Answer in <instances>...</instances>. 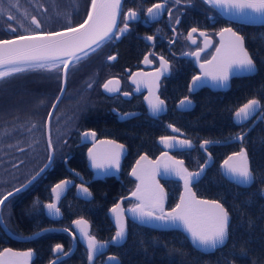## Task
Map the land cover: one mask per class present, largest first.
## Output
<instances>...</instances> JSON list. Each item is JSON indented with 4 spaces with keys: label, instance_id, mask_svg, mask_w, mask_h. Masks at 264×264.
<instances>
[{
    "label": "flooded vegetation",
    "instance_id": "obj_1",
    "mask_svg": "<svg viewBox=\"0 0 264 264\" xmlns=\"http://www.w3.org/2000/svg\"><path fill=\"white\" fill-rule=\"evenodd\" d=\"M162 2L164 0H124L120 22L116 31L124 27L125 23L128 25V30L119 39L104 42L101 47L90 51L88 55H84L82 59L72 63L67 79L66 92L51 119L50 141L51 143L62 144L57 147L52 144L54 151L52 167L55 163H57V167L52 169L50 166L48 170L52 169V177L61 179L56 184L67 180L71 181L73 185L58 206L60 209V217L58 219L48 217L44 207V213L48 219L56 222L62 219V205L69 193H73L76 199L89 203L99 198L97 196L99 192H101V198L99 200H106L107 204H105V207L109 205L107 209V216L109 218V211L122 199L132 194L136 190L137 185H139L140 180L132 175V170L136 168L137 161L142 156L145 155L148 159L154 161L162 153L169 151L176 160L183 161V166L188 172L195 173L207 161L204 150L210 153L212 147L222 145H238L240 151L241 149L244 150L246 138L251 133L253 127L263 120V115L259 111L260 109L257 110V113L253 117L242 124H238L235 121V115H233V122L237 125L238 131L240 132L237 136L228 140L200 139L197 142L190 138L188 126L185 124H181V127H178L168 123V116L171 114L172 108V112H175L184 121L196 110L199 98L203 97L207 91L215 94H225L233 90L239 83L247 82L252 76L233 78L230 86L225 91H213L208 87H200L195 93L190 91L193 77L201 75V70L198 65L206 63L214 55L219 44L218 35L221 30L224 28H232L243 39L244 36L237 31L236 23L224 18L216 8L204 3V0H181L180 4H176L175 0H167L161 15L155 20H150L147 9L156 3ZM23 3L20 0H0V40L27 35L30 32H44L45 7L43 0H23ZM169 9L171 10V15H169ZM129 10L136 11L138 19L126 20L125 17ZM10 15L14 19L9 20L8 17ZM32 17H35L39 22L41 25L40 28L37 29L31 23ZM177 20H179V23L176 22ZM12 28H16V31L13 32L11 30ZM193 28L197 29L195 33H192V38L196 43H192L187 38ZM201 32L205 35L201 36ZM148 36H152L153 39L147 40L146 37ZM206 38L210 41L208 46H205ZM197 51L200 53L199 60H197L196 56L192 55V53ZM248 52L250 53L249 50ZM113 56L115 57L114 60L109 59V57ZM145 56H148L151 63L146 64L144 62ZM161 57L168 64L167 70L163 72L160 71ZM157 74H159V79L156 81L155 91L164 100L167 112L164 115L154 117L149 112L144 101L145 97L149 94V88L146 83L139 81L149 80ZM134 80L139 83H134ZM108 81H113L109 85L110 88L114 89L113 91H107L104 88V85ZM185 97L194 103V107L187 111L178 110V104ZM74 101L76 107H73L75 106ZM80 102L83 105L85 104V108L82 110H78L80 107H77L80 105ZM50 109L39 125L40 129L38 130L39 134H37L36 141V143H46V161L49 156L46 121ZM156 123L164 125L163 129L169 132L166 136L187 139L191 142L192 146L187 148H177L176 146L166 148L160 142L161 139L159 138L157 141L153 140L151 142L157 143L158 150H150L149 152L146 148H141L139 145L141 142L138 136L140 128H149L150 131L155 133L158 128ZM169 125L181 131L182 134H173L171 131L172 127H169ZM92 131L96 133L94 139L91 137L85 139L83 137L82 134L84 132ZM19 136L24 137L23 132ZM240 136H243V139L239 141ZM11 140L12 136L10 135L8 136L9 149H11ZM103 141H110L122 145L123 149H125V154L118 172V177L115 175H106L102 179L93 180L96 172L90 167L88 158L89 149H92L96 143H102ZM205 141L229 144H213L203 149L201 145ZM46 148L43 149V156ZM194 148H198L200 153L194 151ZM28 149V146L22 145L17 151L27 152ZM179 152L183 154L196 152L198 154L197 157L201 156L200 161L196 163L193 157H189L188 155L180 157ZM210 155L213 158L214 165V156L211 153ZM225 159H227V156ZM23 161V159H20L19 163ZM140 172L139 170L137 171L138 174ZM201 180L193 185V189L195 186L197 187ZM182 182V179L161 180L162 185H164L167 191V201L165 206H163L166 213L174 208L170 202L169 185L171 183H178L182 191ZM79 185L86 187L91 192L92 196L90 200H83L76 196V190ZM52 199L53 196L51 194V200L46 204L51 203ZM138 203L140 202L137 199H124L122 206L127 210ZM51 215L55 216V214ZM80 220L87 222L89 234L95 236L92 232L90 222L86 219ZM5 223L8 226V219ZM73 224L71 225L72 227ZM129 224L135 223L128 219V227ZM0 228L2 229L1 225ZM72 232L74 238L66 234V237L59 244L63 248V253H67V255L54 252V260L61 258L56 264L66 261H68L67 264H70L74 261L73 259L75 257H78L84 251L86 253V264H89L87 244L83 242V238L79 235L80 233L77 228L73 227ZM96 239L100 243H108L112 240H101L98 237ZM123 245L107 246L104 252L96 256L92 264H120L121 260L118 256V249ZM9 248L11 249V247L7 246L0 252ZM17 251L34 252L33 259L29 261V264H32L36 259L34 249ZM109 257H115L116 259L110 261Z\"/></svg>",
    "mask_w": 264,
    "mask_h": 264
},
{
    "label": "trees",
    "instance_id": "obj_2",
    "mask_svg": "<svg viewBox=\"0 0 264 264\" xmlns=\"http://www.w3.org/2000/svg\"><path fill=\"white\" fill-rule=\"evenodd\" d=\"M43 3L44 16L49 17V23L44 21V24L48 26L50 32L73 27L83 22L89 11L91 0H43ZM236 25L237 31L244 36L246 46L258 67L257 74L249 78L247 82L239 83L225 94L207 91L203 97L199 98L196 110L184 121L172 112L173 108L168 116V123L178 127H181V124L188 126V134L195 142L200 139L228 140L240 133L233 122L235 111L250 99L260 101L259 111L263 115V120L253 127L244 143V150L254 175L253 185L250 188H241L222 176L220 165L224 158L240 151L238 145H222L211 148L210 153L215 159L214 165L208 169L197 187H194L198 197L220 202L230 214L228 242L215 252L205 254L197 251L180 231H158L137 224H129L127 241L118 249L120 264H264V198L262 196L264 189V25ZM44 32L47 31L44 30ZM62 68L63 64L59 69L30 70L15 73L0 80V143H8V136H12L10 141L12 160L18 156L20 152L17 149L22 146L15 140L22 134V125L39 126L51 108L55 97L53 91L47 89V85L48 83L60 85ZM156 125L158 128L155 133L145 127H141L138 133L141 142L139 145L149 152L158 150L157 143H151L153 140L157 141L169 134L163 129V124L156 123ZM38 151L42 152L40 149ZM194 151L200 153L198 148H194ZM20 154L18 158H24L23 162H11L8 167L0 165V197L6 192L2 190L3 188L8 187L7 194L24 185L37 173L33 169L39 168L37 170L39 171L46 161L43 159L42 165L38 166L31 157L33 155L29 154V149ZM179 155L193 157L196 163L201 158V156L197 157L196 152L184 154L179 152ZM43 158L47 159V148ZM7 159L8 145L0 144V164L5 163ZM55 167L57 163L52 169ZM29 169L32 170V175L28 179L27 170ZM52 169L28 190L14 197L10 208L11 219L8 221L12 232L25 237L50 227L71 228L75 221L86 219L90 222L96 237L101 240L112 239L116 228L107 216L109 205L105 207L106 200H99L101 192L97 193L98 199L89 203L82 202L76 199L73 193H69L62 205V219L58 222L48 219L44 213V207L51 200V188L61 180L52 177ZM25 175L28 180L25 179ZM7 178L8 186L5 187ZM22 181L23 183L20 184ZM169 188L170 202L174 207L178 202L181 186L178 183H171ZM64 237H66L64 233L49 232L32 241H17L6 237L0 228V251L7 246L24 251L34 249L36 259L32 264H49L55 258L56 245H59ZM73 260L70 264H86L85 251ZM67 262L60 264H67Z\"/></svg>",
    "mask_w": 264,
    "mask_h": 264
},
{
    "label": "snow or ice",
    "instance_id": "obj_3",
    "mask_svg": "<svg viewBox=\"0 0 264 264\" xmlns=\"http://www.w3.org/2000/svg\"><path fill=\"white\" fill-rule=\"evenodd\" d=\"M166 2L167 0H164L162 3H156L152 7H149L147 9L148 18L150 20L157 19L164 10ZM175 3L180 4L181 0H175ZM204 3L213 8L234 12L236 15L246 17L250 21L260 20L264 22V0H204ZM120 4L121 0H91L87 18L78 26L69 27L65 32L47 34L30 32L27 35H20L12 40H0V80L15 73H23L30 70L59 69L61 64H63L64 69H67L73 59L80 60L83 58L78 55L79 53H84L86 56L89 54L88 50H95V48L101 47L106 41L119 39L128 30V25L125 23L124 27L119 28L116 32L113 31L116 28ZM169 15H171L170 9ZM8 19L12 20L14 18L10 15ZM125 19H138L137 12L129 10ZM176 22L179 23V20ZM31 23L37 29L41 27L35 17H32ZM11 30L15 32L16 28H12ZM196 31L197 29L193 28L188 34L187 38L192 43H196L192 38V33ZM225 33L228 34L227 39ZM200 35L204 36L205 34L201 32ZM219 36L221 43L216 49V55L206 63L200 64V68L204 80H210L215 86L225 87L233 70L251 73L254 71L255 65L244 48L243 37L237 35L231 28L221 30ZM146 39L152 40L153 37L148 36ZM209 44L210 41L206 38L205 46ZM192 55L196 56L197 60H199V51L192 53ZM109 59L114 60L115 57H109ZM160 61V71H166L168 67L167 61L163 57L160 58ZM144 62L146 64L151 63L148 56H145ZM158 79L159 74L149 80L139 81L146 83L149 88V95L145 97V100L148 102L149 109L153 115L159 114L164 106V101L155 94V84ZM197 81H200L201 84L198 85ZM133 82L139 83L135 80ZM112 83L113 81H108L104 85V88L107 91H113L114 89L109 87ZM202 84V77L194 76L193 85L189 90L193 91L195 87L202 86ZM191 103V100L185 97L180 101V106L187 107ZM259 107L260 101L256 99L248 100L247 103L235 111L236 122L242 124L249 120L257 113ZM169 127L172 126L169 125ZM172 130L174 132L179 131L176 128H172ZM82 135L85 139L89 137L94 139L96 133L94 131L84 132ZM239 139L242 140L243 136H240ZM160 142L166 148L175 147L177 144L191 147L189 141H177L175 137L170 136L162 137ZM207 143L210 142L205 141L201 147L203 148ZM49 147H52L51 141H49ZM122 147V145H116V151L112 152L103 161H98L92 150L89 149V158L92 160V166L104 169L105 165H107V167H116L118 169L119 149ZM140 160L147 162L145 165H140V161H137V166L141 169V172L138 174L136 168L132 170V175L141 181L137 185L136 191L132 193V196L140 203L127 209V211L132 213L140 223L161 221L165 224L170 223L173 226L177 224L182 225L184 230L190 235L192 244L203 250H215L223 246L229 234L228 212L216 201L197 200L195 193H192L189 188L191 179L193 177L198 178L200 172H188L183 166V161L174 160L166 152L157 161H149L146 156H142ZM161 166L166 170L175 172L184 181L185 188V195L180 197V202L167 213L163 207V189L159 188V185L154 184L155 169ZM221 167L224 169L226 177L239 184H251L253 180V173L249 166L247 153L243 149L238 153L228 156ZM69 183L70 181L67 180L61 181L52 188V193L56 200H59L62 191ZM16 191L18 192L20 189H16ZM81 191L86 196L91 195L86 187H82ZM12 195L13 193L9 192L0 198V205H4V202ZM46 207L50 214L59 215V209L55 203H49ZM111 212L115 218L117 228L111 243L118 244L126 237L125 209L117 203L111 209ZM74 223L78 227L80 236L87 242L88 260L91 264L94 256L107 246V242L100 243L95 236L90 235L86 221L77 220ZM64 231H67V229H64ZM54 252L63 253L62 246L56 245ZM63 254L67 255V253ZM31 255V251L20 253L13 252L11 249H5L3 252H0V264H27ZM115 259V257H109L110 261ZM52 264H56V261L53 260Z\"/></svg>",
    "mask_w": 264,
    "mask_h": 264
},
{
    "label": "water",
    "instance_id": "obj_4",
    "mask_svg": "<svg viewBox=\"0 0 264 264\" xmlns=\"http://www.w3.org/2000/svg\"><path fill=\"white\" fill-rule=\"evenodd\" d=\"M123 4H124V0H121V4H120V8H119V15L117 16V22H116V28L113 30L114 32L116 31L118 25H119V22H120V17H121V13H122V8H123ZM217 11L224 17L226 18L227 20L233 22V23H236V24H242V25H248V26H263L264 25V22H261L260 20H255V21H250L248 20L246 17H242V16H239V15H236L234 12H231V11H228V10H225V9H220V8H216ZM89 11H90V8H89ZM88 11V12H89ZM87 18V17H86ZM79 25V24H78ZM76 25V26H78ZM76 26H73V27H76ZM69 28V27H68ZM68 28H64V29H60V30H56V31H52V32H40V34H47V33H54V32H65ZM232 29V28H231ZM233 32H236L235 30L232 29ZM237 33V32H236ZM237 35L241 36L240 34L237 33ZM18 37V36H16ZM16 37H12V38H8L7 40H12V39H15ZM225 37L227 39L228 37V34L225 33ZM242 37V36H241ZM218 40H219V44H218V47L220 46V43H221V38L220 36L218 35ZM243 44H244V48L247 50L246 46H245V41L243 39ZM95 48V46H93ZM217 47V48H218ZM96 49V48H95ZM92 51V50H88V53ZM248 52V50H247ZM249 56L251 57L250 53L248 52ZM78 55L80 56H84V53H79ZM214 55H216V51L214 53ZM213 55V56H214ZM212 56V57H213ZM67 59V58H65ZM212 59V58H211ZM210 59V60H211ZM254 65H255V69L253 72L251 73H248V72H237L235 70H233V72L230 74L229 76V79L227 81V85L225 87H219V86H215L213 85V83L210 81V80H204L203 79V74H202V71H201V77H202V80H203V84L202 86H198V87H195V89L192 91V92H197L198 88L200 87H208L210 88L211 90L213 91H223L225 89H227L229 86H230V79L233 78V77H245V76H252L254 74L257 73V66L253 60V58L251 57ZM76 60L73 59L72 63L75 62ZM72 63L69 64L68 68L67 69H64L62 68V74H61V81H62V85H61V88H60V93L58 95V97L55 99L53 105H55V107H51L50 109V112H49V115L47 117V121H46V129H47V138H48V141H50V125H51V119H52V116L53 114L55 113L56 109L58 108L64 94H65V91H66V88H67V79H68V72L70 70V67L72 65ZM199 68H200V65H198ZM201 70V68H200ZM197 84L200 85L201 82L200 81H197ZM193 85V81H192V84L191 86ZM155 94L157 96L158 93L157 91H155ZM149 95V94H148ZM147 95V96H148ZM160 98V97H159ZM161 99V98H160ZM162 100V99H161ZM145 101V104L149 110V112L151 113L150 109H149V106H148V102L146 100ZM164 101V100H163ZM194 107V103L192 102L190 106H187V107H181L180 106V103L178 104L177 108L178 110H181V111H187V110H191L192 108ZM167 112V108H166V104L164 102V106H163V110L157 114V115H153L151 113L152 116L154 117H158L160 115H164L165 113ZM174 128V127H172ZM171 128V131L173 134H176V135H181L182 132L181 131H176L174 132ZM240 141V139H238ZM104 142V143H103ZM102 143H96V145H94L92 147V152L93 154L97 157V160L98 161H103L107 156H109L112 152L116 151V148L115 146L116 145H119L118 143H112L110 141H103ZM221 145V144H229V143H207L205 144V146L203 147V149L205 147H209L210 145ZM52 145V143H51ZM47 146H48V150H49V156H48V160L47 162L45 163V165L42 167L43 171H39L35 176H33L28 182H26L24 185H22L21 187L17 188V189H20V191H16L13 190L11 191V193H13L12 196H9L8 200L20 193H22L23 191H25L26 189H28L32 184H34L48 169L49 167L51 166L52 162H53V159H54V151H53V146L50 148L49 147V142L47 143ZM205 153H206V156H207V161L206 163L199 169L198 172H200V175L199 177H193L191 179V182L189 184V188L191 189V192L192 193H195L194 189H193V185H195L196 183H198L206 174L207 170L213 165V158L212 156L210 155V153L207 152V150H204ZM168 156L172 157L174 160H176L170 153L169 151H165ZM164 152V153H165ZM119 153H120V157H119V168L117 169L116 167H107V165H105V168L104 169H99V168H95L92 166V160L89 158V154H88V158H89V162H90V167L92 170H94L96 172V176L94 177V180H98V179H102L104 176L106 175H115L118 177V172L120 170V166H121V163H122V159H123V156L125 154V149H123V147L121 149H119ZM145 156V155H144ZM163 156V153L154 161H157L158 159H161ZM103 157V158H102ZM147 157V156H146ZM148 158V157H147ZM149 161H153V160H150L148 159ZM140 161V165H145L147 162L146 161H142V160H139ZM224 162V161H223ZM223 162L221 163L220 165V171H221V174L222 176L229 182L231 183H234L242 188H249L253 185L254 183V175H253V180L251 182V184H247V185H244V184H239L237 182H235L234 180L232 179H229L228 177H226L224 175V169L221 167ZM47 165V167H46ZM151 167V166H149ZM107 168V169H106ZM136 169L137 171H141V169L136 165ZM201 169H203V171H201ZM101 172V174H99ZM35 177V179H33ZM161 180H181L179 176H177L175 174V172L171 171V170H166L164 167H158L155 169V173H154V184L155 185H159V188L163 189V196H164V200H163V206H165L166 204V201H167V193L165 191V189L163 188L162 184H161ZM141 183V181H140ZM139 183V184H140ZM72 182L70 181V183L64 188V190L62 191L61 195H60V198L59 200H56L55 199V196L54 194L52 193V190H51V194L53 196V199H52V203H55L56 204V207L58 208L61 200L63 199V197L66 195L67 191L69 190V188H71L72 186ZM84 187V186H81L79 185L77 187V190H76V196L80 199H83V200H90L91 199V196H86L82 191H81V188ZM136 191V190H135ZM134 191V192H135ZM90 192V191H89ZM91 193V192H90ZM182 195H185V188H184V181L182 182V191H181V194L179 197H181ZM262 196L264 198V189L262 191ZM195 197L197 200H207V201H215V200H211V199H206V198H201V197H198L197 194L195 193ZM126 200H131V199H136L135 197L132 196V194H130L129 196H127L126 198H124ZM122 199L119 204L121 205V207L123 208L122 206V202L123 200ZM6 200L4 202V204L8 201ZM180 202V198H179V201L178 203ZM217 203L221 204L220 202L216 201ZM222 205V204H221ZM4 205H0V225L2 227V229L5 231V233L10 236L11 238L13 239H18V240H22V241H31L33 239H35L36 237L46 233V232H50V231H54V232H65L67 234H69L70 236H74V234L70 231V230H67V231H64V229H60V228H50V229H45V230H42L32 236H29V237H24L21 239L18 238L17 236H15L8 228L7 226L5 225L4 221H3V218H2V208H3ZM223 206V205H222ZM223 208L226 210V208L223 206ZM59 209V208H58ZM124 209V208H123ZM227 211V210H226ZM45 212L46 214L48 215V217H50L51 219H58L60 217V211H59V215H51L49 213V210L48 208L46 207L45 208ZM228 212V211H227ZM229 214V213H228ZM125 225H126V237L125 239L121 242V243H118V244H114V243H111V241H109L107 243V246L109 245H115V246H121L123 245L126 241H127V238H128V219L131 220L133 223L137 224V225H140V226H143V227H147V228H151V229H154V230H158V231H180L181 233H183L187 239L189 240V242L191 243V245L197 250V251H200L202 253H205V254H209V253H213L215 252L217 249L223 247L224 245H226V243L228 242V239L226 240L225 244L223 246H220L218 247L217 249L215 250H203L195 245L192 244L191 242V238H190V235L184 230L183 226L182 225H179L177 224L176 226H173L171 225L170 223L169 224H165L164 222H161V221H152L151 223H140V221L134 217V215L130 212H128L126 209H125ZM109 217L110 219L112 220L114 226L116 227V224H115V218L110 210L109 212ZM230 223H231V217H230V214H229V226H230ZM75 228L78 229L77 225L74 224L73 225ZM117 229V228H116ZM228 233H229V227H228ZM80 235V234H79ZM228 238H229V234H228ZM83 240V239H82ZM83 242L85 244H87V242L85 240H83ZM107 246L101 251V252H98L93 260L91 261V264L93 263L94 259L96 258V256L102 252H104L106 249H107ZM75 247V246H74ZM73 247V248H74ZM10 249V248H9ZM13 252H20V253H23L22 251H17V250H14V249H11ZM3 252V251H2ZM25 252H28V251H25ZM32 255L31 257L28 259V262L27 264H29V261L33 259V256H34V252L31 251ZM63 258V257H62ZM61 258H58L56 259V263L60 260ZM52 264V263H50ZM90 264V262H89Z\"/></svg>",
    "mask_w": 264,
    "mask_h": 264
},
{
    "label": "rangeland",
    "instance_id": "obj_5",
    "mask_svg": "<svg viewBox=\"0 0 264 264\" xmlns=\"http://www.w3.org/2000/svg\"><path fill=\"white\" fill-rule=\"evenodd\" d=\"M22 3H23V1L22 0H20ZM24 4V3H23ZM47 16V15H46ZM48 16L47 17H45L44 18V21H45V23L46 22H48L49 23V21H48ZM44 29L46 30V31H49V28H48V26L47 25H45V27H44ZM256 64V63H255ZM58 86H60L59 84H56V83H48V85H47V89H50L51 91H53V94H55L54 95V97L55 96H57L58 97V95H59V93H60V89H59V87ZM59 89V90H58ZM56 97V98H57ZM55 101V100H54ZM74 104H75V101H74ZM53 105V104H52ZM73 107H76V104H75V106H73ZM77 107H80L78 110H82V109H84L85 108V104L83 105V103L82 102H80V105H78ZM24 126H28V133H23L24 134V137H19V138H16L15 140H17V141H19L20 142V144H22L23 146H28V147H30L29 148V154L30 155H33V156H31L32 158H33V161L34 162H37L38 164V166H41L42 165V163H43V159H44V161L46 160L45 158H42V152H43V150L42 149H44V143H36V141H37V131H33V129L35 128L36 129V127H38L37 125H33V127L31 126V125H27V124H25ZM39 128V127H38ZM38 134H39V132H38ZM41 135H42V133H41ZM176 140L177 141H181V140H187V139H183V138H176ZM188 141V140H187ZM190 142V141H189ZM175 143V142H174ZM191 143V142H190ZM1 145H8V143H0ZM52 144H54V146L55 147H57V146H59L60 144H62V143H52ZM191 146H192V144H191ZM176 147L177 148H187V147H184V146H181V145H176ZM41 150L42 152L40 153V151H38V150ZM11 150L12 149H9L8 148V159L6 160V162L5 163H2V164H0L1 166H10V163L11 162H14V161H19L20 159H22V158H18V157H20V153H22V152H20V153H18V156H16L15 157V159L14 160H12V157H11ZM245 151V150H244ZM39 156H40V158H39ZM24 159V158H23ZM40 159H41V161H40ZM47 162V161H46ZM45 162V163H46ZM16 163V162H15ZM45 165V164H44ZM43 165V166H44ZM34 167V166H33ZM39 168H34L33 169V171H35L36 170V172L38 173L39 171H37ZM27 173H28V176H27V178L29 179L30 177H31V175H32V170L31 169H29V170H27ZM36 173V174H37ZM35 174V175H36ZM8 175V174H7ZM34 175V176H35ZM9 176V175H8ZM25 179H26V175H25ZM28 179H26V180H28ZM23 183V181L20 183V184H22ZM4 184H6V186L5 187H7L8 186V178H7V180L5 181V183ZM19 184V185H20ZM18 186V185H17ZM21 187V186H20ZM19 188V187H18ZM17 189V188H16ZM2 190H6V192L8 191V187L7 188H3ZM15 190V189H14ZM13 191V190H12ZM6 192L0 197V198H2L5 194H6ZM7 204V202L4 204V206H3V208H2V218H3V221H4V223L7 221V219H8V221L11 219V210H10V204L8 203V205H6ZM5 225L7 226V224L5 223ZM7 228L10 230V231H12L11 229H10V227H9V225L7 226ZM60 228V227H59ZM69 229V228H68ZM3 230V229H2ZM4 231V230H3ZM4 233H5V231H4Z\"/></svg>",
    "mask_w": 264,
    "mask_h": 264
},
{
    "label": "bare ground",
    "instance_id": "obj_6",
    "mask_svg": "<svg viewBox=\"0 0 264 264\" xmlns=\"http://www.w3.org/2000/svg\"><path fill=\"white\" fill-rule=\"evenodd\" d=\"M86 17H87V16H86ZM85 19H86V18H85ZM81 23H82V22H81ZM47 32H49V31H47ZM50 32H52V31H50ZM256 74H257V73H256ZM254 75H255V74H254ZM254 75H252V76H254ZM233 78H236V77H233ZM233 78L230 79V82H231V80H232ZM59 83H60V86H59V87L61 88L62 81L60 80ZM225 90H227V89H225ZM225 90H223V91H225ZM65 92H66V91H65ZM53 103H54V102H53ZM235 121H236V119H235ZM27 125H29V124H27ZM31 126L33 127V125H31ZM38 127H39V126H38ZM38 127H36V129H35V128L33 129V131H37V134H38V130L40 129V128H38ZM21 131H22L23 133H28V126H24V125H22V127H21ZM46 134H47V129H46ZM164 137H165V136H164ZM161 138H162V137H161ZM161 138H160V139H161ZM42 167H43V166H42ZM42 167H41L40 169H42ZM51 167H52V164H51ZM49 168H50V167H49ZM48 171H49V170H47V171H46V172H45V173H44V174H43V175H42V176H41L36 182H38L42 177H44ZM29 180H30V179H29ZM29 180H28V181H29ZM93 180H94V179H93ZM28 181H27V182H28ZM36 182H35V183H36ZM228 182H229V181H228ZM35 183H34V184H35ZM230 183H231V182H230ZM34 184H32L31 186H33ZM161 184H162V183H161ZM233 184H234V183H233ZM235 185H236V184H235ZM31 186H30V187H31ZM162 186H163V188L165 189L164 185H162ZM237 186H238V185H237ZM30 187H29V188H30ZM53 187H54V186H53ZM53 187H52V188H53ZM239 187H240V186H239ZM29 188H28V189H29ZM52 188H51V190H52ZM241 188H242V187H241ZM249 188H250V187H249ZM28 189H26V190H28ZM26 190H25V191H26ZM69 190H70V188H69ZM69 190H68V191H69ZM25 191H23V192H25ZM68 191H67V193H68ZM165 191H166V189H165ZM23 192H22V193H23ZM133 192H134V191H133ZM133 192H132V193H133ZM67 193H66V194H67ZM166 193H167V191H166ZM180 194H181V193H180ZM179 196H180V195H179ZM63 198H64V197H63ZM179 198H180V197H179ZM13 199H14V197L10 198V199L7 201V204H6V205H8V203H9V204H10V208L12 207ZM178 201H179V199H178ZM51 203H52V202H51ZM48 204H49V203H48ZM177 204H178V202H177ZM177 204H176V205H177ZM46 205H47V204H46ZM46 205H45V208H46ZM176 205H175V206H176ZM175 206H174V208H175ZM58 208H59V207H58ZM59 211H60V209H59ZM109 212H110V211H109ZM230 217H231V216H230ZM109 218H110V217H109ZM110 220H111V219H110ZM111 223L113 224L112 220H111ZM73 225H74V224H73ZM113 225H114V224H113ZM73 227H74V226H73ZM73 227L71 226V229H70V228L68 229V228H62V227H60V229H67V230H70V231L72 232V228H73ZM114 227H115V226H114ZM50 228H59V227H50ZM50 228H46V229H50ZM115 228H116V227H115ZM44 230H45V229H44ZM41 231H42V230H41ZM11 232H12V231H11ZM38 232H40V231H38ZM38 232H36V233H38ZM50 232H54V231H50ZM12 233H13V232H12ZM36 233H34V234H36ZM46 233H49V232H46ZM46 233H44V234H46ZM55 233H64V234H67V233H65V232H55ZM72 233H73V232H72ZM13 234H14L15 236H17L18 238H20V237H21V239L24 238L23 236H20V235H18V234H15V233H13ZM34 234H32V235H34ZM5 235H6V237H9L10 239H13V238H11L10 236H8L7 234H5ZM32 235H30V236H32ZM42 235H43V234H42ZM42 235H40V236H42ZM67 235H69V234H67ZM40 236H38V237H40ZM25 237H29V236H25ZM38 237H36V238H38ZM71 237L74 238V236H71ZM36 238H35V239H36ZM13 240L22 241V240H18V239H13ZM33 240H34V239H33ZM31 241H32V240H31ZM11 249H14V248H11ZM15 250H16V249H15Z\"/></svg>",
    "mask_w": 264,
    "mask_h": 264
}]
</instances>
